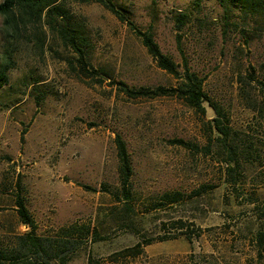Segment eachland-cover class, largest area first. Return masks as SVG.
I'll return each mask as SVG.
<instances>
[{
	"label": "rangeland",
	"instance_id": "obj_1",
	"mask_svg": "<svg viewBox=\"0 0 264 264\" xmlns=\"http://www.w3.org/2000/svg\"><path fill=\"white\" fill-rule=\"evenodd\" d=\"M109 1L151 34L175 74L101 1L57 0L51 25L41 16L15 32L0 14V67L9 63L0 87V247L19 249L28 229L18 194L50 257L33 264H264V241L258 258L253 237L264 208L263 0ZM65 20L84 70L56 32ZM185 69L221 107L235 161L208 129L206 101L201 110L175 94L128 97L120 88L177 86ZM116 134L131 165L128 199ZM165 191L177 199L163 201Z\"/></svg>",
	"mask_w": 264,
	"mask_h": 264
},
{
	"label": "trees",
	"instance_id": "obj_2",
	"mask_svg": "<svg viewBox=\"0 0 264 264\" xmlns=\"http://www.w3.org/2000/svg\"><path fill=\"white\" fill-rule=\"evenodd\" d=\"M57 0H0V14L1 22L4 29L9 28L12 32H15L20 24H24L29 21H36L41 16H45L47 23L51 25L53 17L55 14L61 13V8L55 4ZM101 1L102 4L111 11L119 20L125 21L129 27L134 29L135 33L140 36L142 44L145 46L148 53L152 55L155 59L156 64L166 70L168 73L175 74V64L174 62L163 54L155 41L152 39L149 32L140 31L134 27L132 22L124 17V15L118 10V8L109 0H97ZM252 5H255V0L250 1ZM264 5V0H263ZM52 20V21H51ZM75 29L67 23L65 20L64 23L56 29L58 36L61 41L67 46L71 47L74 51L77 52V62L80 69H85V61L82 59V49L79 47V42L76 40V35L74 34ZM11 32V33H12ZM7 34H9L6 31ZM9 63L6 61L0 67V87L8 82L7 69ZM184 77L180 84L177 86H162L157 85L153 88L148 87H137L131 88L127 87L123 82H120L121 90L128 97L135 96H155V95H164V94H175L177 97H182L184 101L190 106L200 108L202 101H206L207 105L212 111V116L206 121L208 124V129L210 132L214 133L213 139L215 140L216 145L220 148L219 150L223 151L227 157V161H235V151L236 144L231 140L230 137V126L227 123V119L221 109L216 103L212 102L207 94H205L199 85L198 78L194 73L188 72L186 69L183 73ZM116 155L118 158V174L120 179V192L124 199L129 198V187L128 179L131 174V165L126 151L124 141L116 134L113 138ZM183 146L190 147L189 142L182 139L173 140ZM234 163V162H233ZM235 164V163H234ZM227 177H231V170H227ZM231 182L234 183V179L231 177ZM178 191L172 192H163L161 198L163 201H175L177 199ZM14 207L15 211L19 217L21 223L25 224L28 229L22 234L18 235L16 238L20 241V246L14 248L7 252L4 248L0 247V264H33L32 260L35 259L38 255L39 258L43 259L45 257L44 263L49 260L50 257H47L46 245L42 236L34 233L35 224L33 219L30 216L29 211L27 210L23 198L20 195H16L14 198ZM260 212L256 215L263 226L255 229L253 232V237L256 244V255L260 258V249L261 243L264 241V208H259ZM262 209V210H261ZM177 223L181 225V220L177 219ZM60 230H67L66 227H61ZM65 239V238H64ZM69 239V238H66ZM162 239V236L159 238ZM150 238H146L145 243H148ZM140 246L139 241H136L132 246L127 249H134ZM36 256H34V254Z\"/></svg>",
	"mask_w": 264,
	"mask_h": 264
}]
</instances>
